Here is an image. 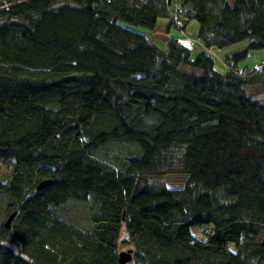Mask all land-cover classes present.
Listing matches in <instances>:
<instances>
[{"label":"trees","instance_id":"obj_1","mask_svg":"<svg viewBox=\"0 0 264 264\" xmlns=\"http://www.w3.org/2000/svg\"><path fill=\"white\" fill-rule=\"evenodd\" d=\"M175 16L207 50L248 48L221 73L132 29L173 33ZM252 51L264 0H0L1 213L16 214L0 264H120L127 246L129 264H264V70L238 74ZM112 144L135 151L99 160ZM177 174L183 190L158 181Z\"/></svg>","mask_w":264,"mask_h":264},{"label":"rangeland","instance_id":"obj_2","mask_svg":"<svg viewBox=\"0 0 264 264\" xmlns=\"http://www.w3.org/2000/svg\"><path fill=\"white\" fill-rule=\"evenodd\" d=\"M230 4L234 3V0H229ZM165 22H167L166 20H161L159 23V26L161 27L162 24H164ZM132 29H134L137 32L143 33L146 35V37L149 38L150 42L153 43L158 49L164 51L166 50V41L168 39H172L173 37L179 36L180 35L177 32H173V33H169L166 34V30H162V29H157L156 35H153V32L145 30L143 28H136V27H132ZM198 29H199V24L192 20L190 21L185 34L186 36L191 39V41H195L198 40L197 39V34H198ZM183 38V36H181ZM181 37L178 40H181ZM153 39H156V41H153ZM174 39V38H173ZM185 45H187L192 52V58L196 57L197 54L201 53V51H205V49H203L201 46V44H193L192 42L189 41H185L183 42ZM248 48V42H241L239 44L233 45L231 47L225 48V49H213L212 51H210V55L214 58L215 60V69L221 73H225L227 71L228 67L227 65V58L231 57L234 54L237 53H241L245 50H247ZM206 52V51H205ZM254 64H259L258 66H260L262 68L261 71H256L257 73H261L264 70V51H252L249 53L248 57L242 61L239 62V70H250V71H254V68L256 66H254V68L252 69ZM226 65V66H225ZM263 65V66H261ZM252 69V70H251ZM260 87L256 86V87H249L247 88L248 94L249 95H253L256 91H259ZM260 97H264V93L260 96ZM132 149V147L130 146H124V145H119V147L117 146V144H112L111 146H109V148H107V150H104L102 152H100L98 154V158L101 161H105L107 163H111V158L113 157V155L115 153L118 154L117 150L118 149ZM134 150V149H132ZM135 151V150H134ZM2 174H4L5 172L2 171ZM160 183L164 184L168 189L170 190H183L185 188V186L187 185L188 181H189V176L188 175H184V174H177V175H168L165 176L164 178L158 180ZM3 196L0 194V224L2 223H6L9 216L8 215H3L1 212H3ZM65 219L68 222L74 223L76 225L82 226V225H87L88 224V207L86 205L83 204H70L68 206L65 207ZM194 231L196 232H200V229H194ZM9 246H11L13 249H15L17 251V249L15 248L14 245L12 244H8ZM130 249V247H121L120 251L121 252H127Z\"/></svg>","mask_w":264,"mask_h":264},{"label":"water","instance_id":"obj_3","mask_svg":"<svg viewBox=\"0 0 264 264\" xmlns=\"http://www.w3.org/2000/svg\"><path fill=\"white\" fill-rule=\"evenodd\" d=\"M52 182L49 180V181H44L42 182L38 188H37V191H42L44 190L45 188H47L48 186H50ZM16 214H12L7 222L5 223V228L7 230H9L11 228V223L13 221V219L15 218ZM262 246L264 247V241L262 242ZM133 260V251L132 250H128L127 252H122L119 256V263L120 264H129L131 263Z\"/></svg>","mask_w":264,"mask_h":264},{"label":"built area","instance_id":"obj_4","mask_svg":"<svg viewBox=\"0 0 264 264\" xmlns=\"http://www.w3.org/2000/svg\"><path fill=\"white\" fill-rule=\"evenodd\" d=\"M176 8H177V10H178V9H179V6H177ZM173 24H174V28H175V29L173 30V32H174V31L179 32V34H180L181 36H183V38L181 37L182 40L192 42L194 45H195V44H201L199 40L191 41V39H189V38L186 36L185 32L183 31V29H184L183 24L180 22V20H178V19L176 18V16H175V18H174V22H173ZM209 52H210V50H209ZM225 66H226V65H225ZM227 66H228V65H227ZM261 70H262V68H261L260 66H256V67L254 68V71H261ZM252 71H253V70H252ZM238 74H239V75H242V74H244V72L241 70V71H238Z\"/></svg>","mask_w":264,"mask_h":264},{"label":"crops","instance_id":"obj_5","mask_svg":"<svg viewBox=\"0 0 264 264\" xmlns=\"http://www.w3.org/2000/svg\"><path fill=\"white\" fill-rule=\"evenodd\" d=\"M187 27H188V26H187ZM159 29H162V30L165 31V29H166V23L162 24V26H161ZM156 32H157V30H155V31L153 32V35H154V34L156 35ZM180 37H181V35H180ZM180 37H179V36H176L175 38H178V39H179ZM147 39L149 40L148 37H147ZM149 41H150V40H149ZM153 41H156V39H153ZM182 42H184V41H182ZM201 47H202L203 49H205L204 46H201ZM212 50H213V49H212ZM212 50H211V51H212ZM205 51L207 52V49H205ZM205 51H203V52H205ZM201 52H202V51H201ZM208 52H209V51H208ZM208 52H207V53H208ZM209 53H210V52H209ZM228 58H229V57H228ZM228 58H227V59H228ZM226 61H227V60H226ZM258 65H259V64H254L253 67H252V69L254 68V66H258ZM261 66H263V65H261ZM238 68H239V65H238ZM263 68H264V67H263ZM252 69H251V70H252ZM249 71H250V70H249Z\"/></svg>","mask_w":264,"mask_h":264}]
</instances>
